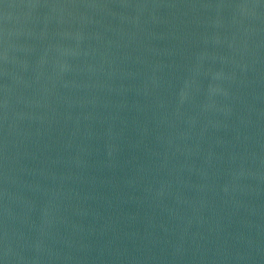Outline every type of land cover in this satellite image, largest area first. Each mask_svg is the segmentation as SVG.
Returning a JSON list of instances; mask_svg holds the SVG:
<instances>
[{"label":"water","instance_id":"obj_1","mask_svg":"<svg viewBox=\"0 0 264 264\" xmlns=\"http://www.w3.org/2000/svg\"><path fill=\"white\" fill-rule=\"evenodd\" d=\"M0 264H264V0H0Z\"/></svg>","mask_w":264,"mask_h":264}]
</instances>
